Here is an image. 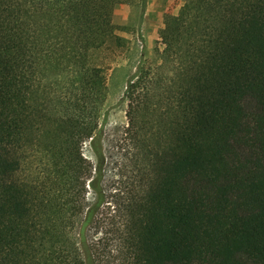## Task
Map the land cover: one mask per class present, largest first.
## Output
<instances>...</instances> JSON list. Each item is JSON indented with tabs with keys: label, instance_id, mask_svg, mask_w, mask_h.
Wrapping results in <instances>:
<instances>
[{
	"label": "trees",
	"instance_id": "16d2710c",
	"mask_svg": "<svg viewBox=\"0 0 264 264\" xmlns=\"http://www.w3.org/2000/svg\"><path fill=\"white\" fill-rule=\"evenodd\" d=\"M182 1L108 187L99 55L147 0H0V264H264V0Z\"/></svg>",
	"mask_w": 264,
	"mask_h": 264
},
{
	"label": "rangeland",
	"instance_id": "374dc122",
	"mask_svg": "<svg viewBox=\"0 0 264 264\" xmlns=\"http://www.w3.org/2000/svg\"><path fill=\"white\" fill-rule=\"evenodd\" d=\"M182 0H147L145 12L138 7L121 4L115 9L113 22L116 35L124 39L123 46L112 42L100 53V62L106 69L108 99L105 118L101 123L103 152L106 157L102 184L104 186L120 185L125 187L131 177L130 169L121 170L125 130L127 127L128 102L125 90L129 79L135 74L141 61L153 60L155 48L162 47L159 42L164 32V20L167 15H179ZM85 157L97 162L90 142L83 145ZM124 178H118L119 174Z\"/></svg>",
	"mask_w": 264,
	"mask_h": 264
}]
</instances>
